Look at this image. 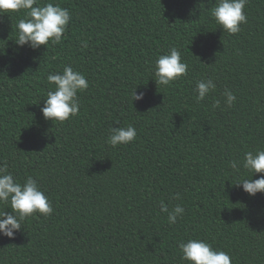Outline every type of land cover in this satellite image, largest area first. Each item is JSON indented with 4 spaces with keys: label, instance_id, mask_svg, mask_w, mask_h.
I'll list each match as a JSON object with an SVG mask.
<instances>
[{
    "label": "trees",
    "instance_id": "trees-1",
    "mask_svg": "<svg viewBox=\"0 0 264 264\" xmlns=\"http://www.w3.org/2000/svg\"><path fill=\"white\" fill-rule=\"evenodd\" d=\"M48 2L71 16L48 48L15 44L23 11L0 15V163L21 183L36 179L54 209L0 235V264H187L178 242L188 238L232 264H264V193L234 185L229 167L264 149V0H248L247 23L231 36L210 17L216 0ZM173 46L188 75L162 88L154 64ZM68 64L89 88L77 116L53 123L40 111L47 75ZM207 78L217 88L197 103L196 82ZM135 88L145 95L132 104ZM225 89L237 97L231 108ZM128 125L135 141L106 143L111 127ZM161 201L182 204V219L169 225Z\"/></svg>",
    "mask_w": 264,
    "mask_h": 264
},
{
    "label": "clouds",
    "instance_id": "clouds-1",
    "mask_svg": "<svg viewBox=\"0 0 264 264\" xmlns=\"http://www.w3.org/2000/svg\"><path fill=\"white\" fill-rule=\"evenodd\" d=\"M248 0H216L215 6L210 9V17L223 32L235 35L241 31V25L247 23L245 6ZM24 12V17L18 19L16 25L15 44L27 46L33 50L41 46L58 45L62 42L67 31L71 16L67 8L59 3L44 0H0V15ZM84 48L88 47L82 41ZM189 65L182 59L181 51L173 46L163 55H160L154 64L153 76L157 86L167 88L174 82L188 75ZM47 82L51 90L47 92L43 107L40 109L45 120L63 124L79 114L80 99L89 88V82L84 74L75 70L71 64L65 65L62 72L47 75ZM137 88V87H136ZM133 90V101L144 99L143 92ZM217 88L212 78L200 79L194 89L197 103L204 101ZM223 97L227 107L231 108L236 101V95L225 89ZM220 107V100H215L212 108ZM137 139V130L133 125L127 127H111L106 143L112 148L127 145ZM233 175L238 177L234 184L242 186V190L249 196L264 193V149L247 151L242 159H233L229 162ZM242 173H250L247 177ZM262 174L253 180L254 174ZM176 193L172 199L179 200ZM0 205L8 206L11 211H0V235L13 238L15 233L22 229L23 222L37 214L45 217L51 215L54 209L48 196L40 188L36 179L28 176L22 183L8 170L6 163H0ZM160 213L166 214L169 225L182 219L185 208L182 204L169 207L161 201ZM181 252L180 259L187 264H232L230 255L213 247L204 239L188 238L178 242Z\"/></svg>",
    "mask_w": 264,
    "mask_h": 264
},
{
    "label": "rangeland",
    "instance_id": "rangeland-1",
    "mask_svg": "<svg viewBox=\"0 0 264 264\" xmlns=\"http://www.w3.org/2000/svg\"><path fill=\"white\" fill-rule=\"evenodd\" d=\"M101 100H102V98H95V99H94V102H95V103H99V101H101Z\"/></svg>",
    "mask_w": 264,
    "mask_h": 264
}]
</instances>
